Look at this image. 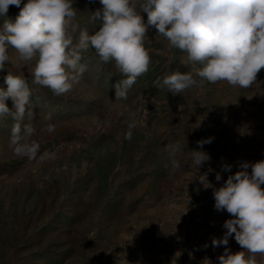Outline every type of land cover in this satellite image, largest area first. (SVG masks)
<instances>
[{"label":"rangeland","instance_id":"1","mask_svg":"<svg viewBox=\"0 0 264 264\" xmlns=\"http://www.w3.org/2000/svg\"><path fill=\"white\" fill-rule=\"evenodd\" d=\"M73 7L80 28L99 30V22L90 20L102 8L99 0H73ZM19 12L10 6L0 27L5 20L15 22ZM141 15L147 23V14ZM78 34H72L74 42ZM145 47L149 70L120 100L114 85L126 77L95 49L82 53L87 70L80 82L56 96L32 84L35 62L19 60L9 48L0 87L6 88L7 72L28 80L34 118L20 123L35 127L30 141L39 151L34 159L16 155L9 138L17 121L0 119V264H219L225 246L213 248L211 241L224 235L223 224L233 217L215 209L213 192L243 163L264 160V96L255 85L244 89L199 77L181 94L157 89L158 78L192 66L181 62L186 54L170 49L154 27L148 28ZM257 80L264 81V68ZM6 103L15 111L11 99ZM49 123L53 133L46 131ZM209 138L201 149L197 141ZM176 143L180 167L173 169L165 149ZM192 150L210 156L199 170ZM225 164L230 171L222 170ZM204 174L210 187L198 179ZM227 247L243 250L234 235ZM257 260L264 264V256Z\"/></svg>","mask_w":264,"mask_h":264},{"label":"clouds","instance_id":"2","mask_svg":"<svg viewBox=\"0 0 264 264\" xmlns=\"http://www.w3.org/2000/svg\"><path fill=\"white\" fill-rule=\"evenodd\" d=\"M0 0V16L10 6L20 8L15 19L5 20L0 27V72L10 62L9 48L18 59L34 61L32 84L49 88L56 96L70 92L87 70L82 64V53L90 48L104 63L114 62L116 69L126 78L115 85V99H127L137 78L146 74L151 57L145 47L149 27L157 36L168 41L170 49L186 54L181 62L191 65L190 72H175L153 82L157 89L181 94L198 84L195 77L211 84L226 81L230 86L244 89L256 86V94L264 96L257 75L264 68V0H99L102 5L91 13L90 20L99 22V30L89 34L75 22L77 10L73 0ZM94 2V0H93ZM141 13L147 14L145 23ZM79 33L74 42L72 34ZM200 65V67H196ZM0 87V119L12 116L17 121L9 138V147L18 156L36 158L39 145L30 141L35 134L31 124L21 126L27 116L34 118L30 103L32 91L23 75L10 72L3 77ZM11 99L14 110L6 101ZM51 114L45 116L51 120ZM136 121L129 123L126 139H131ZM48 133L55 131L49 123ZM208 140L197 141L202 149ZM180 144L168 145L165 151L173 169L180 167L175 158ZM192 163L199 170L210 156L204 151H190ZM42 159V158H41ZM231 166L223 165V171ZM251 168V172L248 169ZM199 181L208 183L207 174ZM221 175L216 174L220 181ZM264 160L253 164L245 162L241 170L230 175L224 185L214 189L215 209L226 211L231 219L224 222L226 229L221 238H213V248L225 246L218 257L219 264H259L257 255L264 256ZM243 249L235 253L227 247L229 238ZM205 248L208 247L206 244ZM247 253V254H246Z\"/></svg>","mask_w":264,"mask_h":264}]
</instances>
